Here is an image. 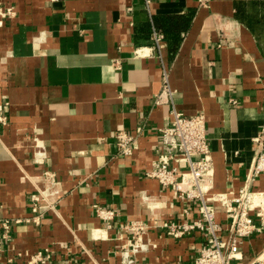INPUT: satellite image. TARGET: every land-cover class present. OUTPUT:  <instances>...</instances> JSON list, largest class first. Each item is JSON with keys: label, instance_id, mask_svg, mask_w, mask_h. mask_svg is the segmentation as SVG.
Segmentation results:
<instances>
[{"label": "crops", "instance_id": "obj_1", "mask_svg": "<svg viewBox=\"0 0 264 264\" xmlns=\"http://www.w3.org/2000/svg\"><path fill=\"white\" fill-rule=\"evenodd\" d=\"M0 6L15 12L0 17V107L8 121L0 125V218L22 220L12 226L1 264H27L46 250L48 264H129L127 222L199 218L196 208L147 177L159 130L171 117V105L155 104L164 67L175 110L206 117L215 171L209 195H236L244 186L264 124V0H212L208 8L197 0H154L149 8L144 0H0ZM154 32L164 36L161 48ZM120 128L139 133L132 156L117 152ZM44 170L56 175L59 191L49 196L54 208L38 226L25 220ZM253 189L264 191V174ZM94 204L117 213L111 230ZM217 220L225 226L219 206ZM146 239L155 247L132 255L130 264H191L206 235L174 239L151 230ZM260 256L264 233L244 240L237 264Z\"/></svg>", "mask_w": 264, "mask_h": 264}, {"label": "built area", "instance_id": "obj_2", "mask_svg": "<svg viewBox=\"0 0 264 264\" xmlns=\"http://www.w3.org/2000/svg\"><path fill=\"white\" fill-rule=\"evenodd\" d=\"M153 1L144 0L148 8ZM211 1L197 0V3L200 8H208ZM0 17L12 19L15 17L14 9L0 6ZM163 40L162 34L154 32L153 41L157 48H161ZM136 56H143L142 50H137ZM114 66L119 67L120 63L114 62ZM162 81L163 89L156 96L155 104L171 105V117L159 130L161 142L157 150V159L152 164L147 177L157 180L163 188L172 190L176 200L196 208L199 218L193 222L173 220L155 226L138 220L127 222L123 230L131 235V241L129 248L123 252L124 260H128L130 264L132 255L154 248L155 246L146 237L151 230H160L174 239H182L193 232L206 235L204 245L191 264H237L244 240L255 234L264 233V191L253 189L256 178L264 174V124L260 134L255 138L254 161L244 186L236 195L213 194L210 196L215 171L208 142L206 117L203 114L185 116L175 110L174 92L169 84V70L166 67L163 68ZM7 123V118L0 107V125L6 126ZM139 137V133L120 128L115 136L119 156H132L138 149ZM38 140L34 150L40 160L45 153L43 143ZM41 182L42 188H39L32 196V217L25 220L26 223L32 222L38 226L45 210L54 208L55 201L51 202L49 196L52 197L59 191V181L50 170L43 171ZM142 199L147 207L155 206L150 196L143 195ZM218 206L224 212L225 226L217 220ZM93 211L104 222L106 229L111 230L117 213L98 204L93 205ZM190 213L189 208L183 211V215L187 217ZM21 222L22 220L0 218V264L6 252V245L11 241L12 226ZM51 259L52 254L48 250L39 251L29 258L27 264H48ZM251 264H264V256L258 257Z\"/></svg>", "mask_w": 264, "mask_h": 264}]
</instances>
